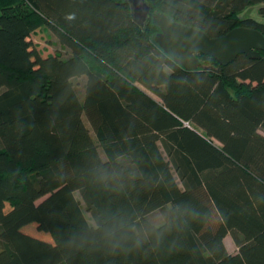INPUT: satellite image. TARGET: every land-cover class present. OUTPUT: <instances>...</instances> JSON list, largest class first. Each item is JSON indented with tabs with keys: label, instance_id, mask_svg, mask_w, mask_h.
<instances>
[{
	"label": "trees",
	"instance_id": "obj_1",
	"mask_svg": "<svg viewBox=\"0 0 264 264\" xmlns=\"http://www.w3.org/2000/svg\"><path fill=\"white\" fill-rule=\"evenodd\" d=\"M145 1L0 0V264H264V50L187 70L154 41L157 12L264 36V0Z\"/></svg>",
	"mask_w": 264,
	"mask_h": 264
},
{
	"label": "water",
	"instance_id": "obj_2",
	"mask_svg": "<svg viewBox=\"0 0 264 264\" xmlns=\"http://www.w3.org/2000/svg\"><path fill=\"white\" fill-rule=\"evenodd\" d=\"M132 7L133 20L143 24L149 12L145 0H127ZM155 23L159 27L154 41L178 65L187 70L200 66L196 54H207L225 65L238 54L246 53L248 57L259 56L264 50V36L254 28L235 27L228 32L210 37L203 30L172 20L167 15L157 12Z\"/></svg>",
	"mask_w": 264,
	"mask_h": 264
},
{
	"label": "rangeland",
	"instance_id": "obj_3",
	"mask_svg": "<svg viewBox=\"0 0 264 264\" xmlns=\"http://www.w3.org/2000/svg\"><path fill=\"white\" fill-rule=\"evenodd\" d=\"M258 8H259V4L249 6L247 9H245L244 11L241 12V15L242 16H251L255 19L263 21L264 17H263V15H261ZM30 38H31L32 42L34 43V45L36 46V48L40 51V53L42 55H46L48 53L58 52V53H60L61 56L66 57L70 54V51L67 50L66 47L62 46L58 42L57 38L52 33V31L44 25L42 27L36 29L30 35ZM73 82L75 83L77 91H78V93L82 99L83 91H84L83 87H84V82H85V75L73 77ZM83 120H84L85 124L89 127L88 121L84 115H83ZM90 133H91V137L93 138V140L95 142H97L94 132L92 130H90ZM261 133H264V131L261 130ZM98 150H99L100 155L104 158L105 155H104V152L100 146L98 147ZM75 195H76V198L80 199V195L78 194V192L75 191ZM80 206L84 212L86 219L92 223L93 221H92L90 215L88 214V212L85 211L84 203L82 201H81ZM148 218L154 223H160L162 221V215L160 214L159 211H155V212L149 214ZM224 243H225V246L229 252L233 253V252L237 251V245L234 243L233 239L231 238V236L229 234H227L224 237Z\"/></svg>",
	"mask_w": 264,
	"mask_h": 264
}]
</instances>
